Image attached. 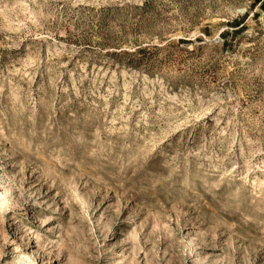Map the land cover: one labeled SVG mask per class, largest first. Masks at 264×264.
Instances as JSON below:
<instances>
[{"label": "rangeland", "instance_id": "rangeland-1", "mask_svg": "<svg viewBox=\"0 0 264 264\" xmlns=\"http://www.w3.org/2000/svg\"><path fill=\"white\" fill-rule=\"evenodd\" d=\"M0 264H264V0H0Z\"/></svg>", "mask_w": 264, "mask_h": 264}, {"label": "trees", "instance_id": "trees-1", "mask_svg": "<svg viewBox=\"0 0 264 264\" xmlns=\"http://www.w3.org/2000/svg\"><path fill=\"white\" fill-rule=\"evenodd\" d=\"M147 6V5H146Z\"/></svg>", "mask_w": 264, "mask_h": 264}]
</instances>
